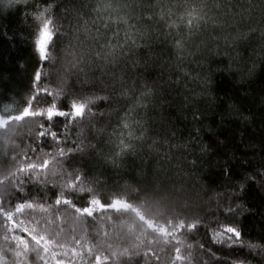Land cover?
Returning <instances> with one entry per match:
<instances>
[{
  "label": "trees",
  "instance_id": "1",
  "mask_svg": "<svg viewBox=\"0 0 264 264\" xmlns=\"http://www.w3.org/2000/svg\"><path fill=\"white\" fill-rule=\"evenodd\" d=\"M95 2L63 0V23ZM216 2L264 22V0ZM40 3L0 0V264H264V37L201 67L195 99L168 83V38L152 33L150 139L117 155L116 121L73 119L75 94L37 72Z\"/></svg>",
  "mask_w": 264,
  "mask_h": 264
},
{
  "label": "clouds",
  "instance_id": "2",
  "mask_svg": "<svg viewBox=\"0 0 264 264\" xmlns=\"http://www.w3.org/2000/svg\"><path fill=\"white\" fill-rule=\"evenodd\" d=\"M70 7H65L63 0H41L33 12L39 34H48L47 45L36 50L40 61L37 72L43 70V75L54 77L52 87L58 94H75L73 104L79 110L73 119L101 115L116 121L113 136L117 155L150 139L146 112L159 91L158 81L144 75L152 67L144 57L156 60V53L145 43L152 33L168 38V83L195 99L200 94L192 89L209 79L207 74L201 75V67L219 59L231 61L228 48L246 43L254 33L257 39L264 37V22L254 19L251 11L229 7L224 13L216 0H152L135 9L125 0H96L90 16L76 12L78 19L66 25L61 17ZM218 15H230L231 19H216ZM213 29L223 30L217 33ZM197 36L201 40L193 48ZM138 241L133 247L141 249L143 240ZM121 254L130 255L127 248Z\"/></svg>",
  "mask_w": 264,
  "mask_h": 264
},
{
  "label": "snow or ice",
  "instance_id": "3",
  "mask_svg": "<svg viewBox=\"0 0 264 264\" xmlns=\"http://www.w3.org/2000/svg\"><path fill=\"white\" fill-rule=\"evenodd\" d=\"M47 39H48V34L45 33V34L43 35V39H38V40L36 41V44H37V46H38V48H39L40 50H43V47H44V45H45V40H47ZM76 110L78 111L79 109L77 108ZM226 232H227L228 234H231V235H228L226 238H227L228 240H230V241H233V242L239 240V238H240V236H241V233H240L235 227H227Z\"/></svg>",
  "mask_w": 264,
  "mask_h": 264
},
{
  "label": "water",
  "instance_id": "4",
  "mask_svg": "<svg viewBox=\"0 0 264 264\" xmlns=\"http://www.w3.org/2000/svg\"><path fill=\"white\" fill-rule=\"evenodd\" d=\"M26 207H29V205H28V204H26V205H24L22 208H26ZM16 210H17V208H16Z\"/></svg>",
  "mask_w": 264,
  "mask_h": 264
},
{
  "label": "rangeland",
  "instance_id": "5",
  "mask_svg": "<svg viewBox=\"0 0 264 264\" xmlns=\"http://www.w3.org/2000/svg\"><path fill=\"white\" fill-rule=\"evenodd\" d=\"M24 205H26V204H21V206H20V207L22 208ZM18 207H19V206H18Z\"/></svg>",
  "mask_w": 264,
  "mask_h": 264
}]
</instances>
